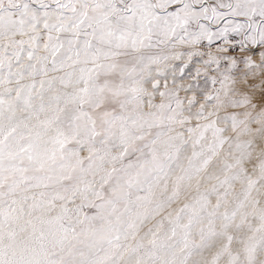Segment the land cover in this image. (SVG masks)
I'll return each instance as SVG.
<instances>
[{"label":"snow or ice","instance_id":"snow-or-ice-1","mask_svg":"<svg viewBox=\"0 0 264 264\" xmlns=\"http://www.w3.org/2000/svg\"><path fill=\"white\" fill-rule=\"evenodd\" d=\"M0 264H264V0H0Z\"/></svg>","mask_w":264,"mask_h":264}]
</instances>
